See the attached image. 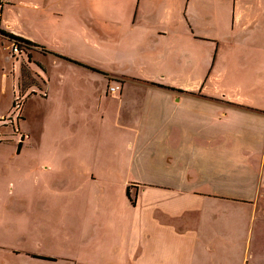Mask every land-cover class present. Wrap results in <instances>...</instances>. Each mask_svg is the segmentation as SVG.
Listing matches in <instances>:
<instances>
[{
    "label": "crops",
    "instance_id": "0c3cea01",
    "mask_svg": "<svg viewBox=\"0 0 264 264\" xmlns=\"http://www.w3.org/2000/svg\"><path fill=\"white\" fill-rule=\"evenodd\" d=\"M0 4L6 33L37 47L13 56L9 43L0 46V117L15 81L45 91V100H77L75 132L85 122L80 145L96 150L73 161L126 166V180L138 186L135 202L129 192L136 209L124 264H264V0ZM111 83L121 87L115 95ZM43 105L34 97L35 124L24 125L31 139L20 150L9 144L10 159L39 160L29 149L40 144ZM101 144L115 148L114 161L100 159ZM50 168L21 177L37 191L38 207L53 191ZM17 187L10 182L8 193ZM22 189L16 200L25 205ZM70 222L80 242L78 219ZM66 253L26 252L33 260L77 257Z\"/></svg>",
    "mask_w": 264,
    "mask_h": 264
},
{
    "label": "rangeland",
    "instance_id": "374dc122",
    "mask_svg": "<svg viewBox=\"0 0 264 264\" xmlns=\"http://www.w3.org/2000/svg\"><path fill=\"white\" fill-rule=\"evenodd\" d=\"M26 59L29 62L28 57ZM32 65L35 68L31 65L29 67L35 73L39 71L36 62ZM24 70L23 83L29 84L33 77L27 69ZM129 74L145 76L142 69H131ZM11 91L23 102V112L11 105L1 119L7 118V123L13 121L20 132L27 134L18 150L31 139V134L24 129V125L34 120L28 112L32 108L34 97L43 100L46 113L42 117L40 144L29 149L35 157H39L37 161L30 162L24 155L10 159L9 151L12 147L8 145L13 144L18 148V136L12 133L10 126H0V264H124L129 258V230L136 209L129 201V192L133 202L138 193V186L126 180L129 178L125 172L127 167L88 160L84 163L73 161L75 154L89 158L88 155L96 150L92 146L80 145L84 144L83 136L88 126L84 122L81 125L84 132H75L78 109L75 98L49 96L45 100V91L37 88L35 93L33 87L22 89L18 81H15L14 90ZM9 96L11 93L6 94L5 102ZM14 97L13 95L12 102ZM19 112L21 119L17 116ZM120 142L114 140L113 145ZM78 149L80 153H77ZM98 152L100 159L110 158L114 161L111 158L115 153L114 147H104L101 144ZM46 165L51 167L49 175L53 176V191L49 187L46 195L42 194L45 206L38 207L39 204L33 198L37 191H32L27 180L31 173H39L40 167L45 168ZM23 175L27 176V182H21ZM10 182L18 186L15 191H10L11 194L8 193ZM22 187L29 189V202L25 205L21 204V198L16 200V195L21 197L23 193ZM57 187L61 189L58 190ZM52 195L54 199L50 202L49 197ZM72 196L75 198L74 202ZM59 199L63 212L60 215L54 212ZM77 219L81 227L80 242L74 239L73 226L71 229L69 225L70 221L74 223ZM20 233L22 237L19 236ZM32 248L50 254L61 250L77 257L57 262L33 260L26 254ZM18 250L21 251L19 254L16 253Z\"/></svg>",
    "mask_w": 264,
    "mask_h": 264
},
{
    "label": "built area",
    "instance_id": "2783aa9c",
    "mask_svg": "<svg viewBox=\"0 0 264 264\" xmlns=\"http://www.w3.org/2000/svg\"><path fill=\"white\" fill-rule=\"evenodd\" d=\"M1 19H2V6L0 4V46L3 44V42L9 43L10 44L9 50L12 53L13 56H15V55H17L19 53L23 54V52L26 53L31 48L36 47L33 44H31L30 46L26 47L21 41H18L17 39H11L10 38L11 35L7 34L6 31L2 28ZM19 39H21V38H19ZM23 41H26V40H23ZM120 89H121V87L118 84L111 83V84L108 85V92L113 94V95L117 94L120 91ZM14 96L15 97L13 99L12 105L14 107H16V108H19L20 111L23 112V110H22L23 102H21L20 99L17 98V96L15 94H14ZM21 112H19L18 115H17L19 119L22 118V116L20 114ZM2 119L7 120V118H3V117H2ZM3 124L7 125V126H10V127H13L12 128L13 130H11V131H12V133L14 132L15 134H17V136H18V144L19 143L22 144L25 141V139L27 137V134L25 135L22 132H20L19 131L20 129H18L15 126L13 121L12 122L9 121L8 123L5 121V122H3Z\"/></svg>",
    "mask_w": 264,
    "mask_h": 264
},
{
    "label": "trees",
    "instance_id": "16d2710c",
    "mask_svg": "<svg viewBox=\"0 0 264 264\" xmlns=\"http://www.w3.org/2000/svg\"><path fill=\"white\" fill-rule=\"evenodd\" d=\"M10 38H11V39H17L18 41H21L26 47H28V46L31 45L30 42H28V41H23V40H21V39H19V38H17V37L10 36ZM5 121H6L5 119H1V118H0V122H5ZM0 126L5 127V126H7V125H4V124L2 123V124H0ZM12 128H13V127H11V130H13ZM21 145H22L21 143L18 144V149L21 147Z\"/></svg>",
    "mask_w": 264,
    "mask_h": 264
}]
</instances>
